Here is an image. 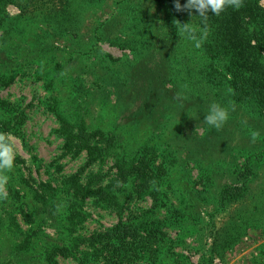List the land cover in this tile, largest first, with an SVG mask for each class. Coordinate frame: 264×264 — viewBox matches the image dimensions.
<instances>
[{"label":"rangeland","instance_id":"1","mask_svg":"<svg viewBox=\"0 0 264 264\" xmlns=\"http://www.w3.org/2000/svg\"><path fill=\"white\" fill-rule=\"evenodd\" d=\"M42 1L49 5L53 0ZM113 1L103 0L99 8L80 11L83 19L75 21L66 34L48 28L46 19L34 12L19 18L17 7L4 6L11 29L8 23L0 25V74L10 73L14 78L8 87H0V100L11 103L14 113L25 115L16 134L10 133L16 138L12 141L16 157L24 160L18 167L25 176L53 186L71 176H76L79 186L91 185L94 174L109 181L115 173L111 157L86 168V150L64 153V138L55 132L59 128L56 113L71 123L78 116L87 117L88 129L103 131L106 141L111 139L124 153L125 161L139 156L149 160L153 170L159 169V179L151 187L167 197L166 205L158 204L152 214L165 233L160 243L161 264H264V113L248 114L234 108L221 129L210 130L201 121L205 113L200 108L180 122L167 103L162 108V114L170 116L166 122L162 115L136 112L142 99H137L138 91L133 88L124 89L123 97H118L115 89L101 84V93L93 84V69L100 73L111 63L118 68V76L129 82L130 69L147 63L145 55L142 61L133 62L129 49L108 42L97 45V55L85 47L76 48L75 33L84 38L90 20L111 15ZM185 2L180 0L181 5ZM103 4L111 6L104 9ZM260 5L264 7V0ZM170 7L184 23L198 29L188 12L175 11L174 0ZM115 12L113 18L120 19ZM136 21L129 20V27ZM7 29L12 35L9 39ZM122 30L134 36L132 30ZM252 132L259 133L255 141ZM246 161L251 167L247 175L238 170ZM133 166L138 175L141 164ZM130 184L119 192L124 219L146 214L152 205L148 195L137 198ZM227 187H237L241 195L222 203L220 192ZM86 199L83 209L88 217L79 232L103 231L117 222L113 210L96 207ZM17 219L24 232L36 231L40 241L55 234L40 220L29 224L22 216ZM17 240L0 226V257ZM59 264L75 262L59 259Z\"/></svg>","mask_w":264,"mask_h":264},{"label":"trees","instance_id":"2","mask_svg":"<svg viewBox=\"0 0 264 264\" xmlns=\"http://www.w3.org/2000/svg\"><path fill=\"white\" fill-rule=\"evenodd\" d=\"M260 1L244 0L239 10L227 8L219 16L209 14L206 21L192 11L190 16L198 27L195 35L201 41L200 47H196L192 39L177 31L174 21L184 22L172 12L170 0H115L111 15L88 22V31L83 36L86 39L75 33L76 48L85 47L97 55V45L108 42L119 49H129L133 62L142 61L145 55L147 63L136 64L128 70L129 82L118 76V68L111 63L100 73L95 69L91 73L93 84L101 93L104 92L101 84L115 89L118 97H123L124 89L137 90V99H142L137 104L138 114L162 115L167 122L170 116L163 115L162 108L169 103L173 106L174 118L182 122L198 108L206 115L211 103L228 107L229 101L233 102L229 114L234 108L248 114L257 110L259 114L264 113V7ZM102 2L53 0L46 5L42 0H0V25L8 23L10 18L4 6L12 4L18 8L19 18L34 12L46 19L48 28L55 27L66 34L75 21L83 19L80 11L99 8ZM110 6L103 4L104 9ZM114 12L120 19L113 18ZM131 19L137 21L129 27ZM124 27L132 30L134 36L126 35ZM5 34L8 39L12 37L9 29ZM13 78L10 73H1L0 87H8ZM168 85L170 88H166ZM229 87L234 95H225ZM177 94L183 99L178 100ZM24 118L23 112L14 113L11 103L0 100V132L16 134ZM56 118L59 128L55 132L64 138V153H78L84 148L86 168L111 157L115 173L106 183L99 174H94L91 185L79 186L76 176H71L53 186L25 176L18 167L24 160L15 157L14 167L7 173L10 177L8 199L0 200V226L19 240L6 255H1L0 264H59V259L75 264H161L160 243L165 233L161 222L152 214L158 204L166 205L167 197L151 187L159 179V169L153 170L149 160H140L139 156L125 161L124 153L111 139L106 141L103 131L88 129L87 117L78 116L75 123L67 121L61 113H56ZM201 121L204 122V117ZM204 125L213 129L205 122ZM135 163L141 164L138 175H134ZM238 170L247 175L251 172L249 162ZM129 182L133 184L134 195L150 196L152 205L146 214L124 219L119 192ZM240 195L237 187H227L220 192V201L225 203ZM86 198L96 207L113 210L118 216L117 222L103 231L79 232L88 217L83 209ZM17 215L29 224L40 220L54 229L55 234L45 235L40 241L36 231L24 232L20 228ZM36 240L40 241L37 248Z\"/></svg>","mask_w":264,"mask_h":264},{"label":"clouds","instance_id":"3","mask_svg":"<svg viewBox=\"0 0 264 264\" xmlns=\"http://www.w3.org/2000/svg\"><path fill=\"white\" fill-rule=\"evenodd\" d=\"M243 6L244 0H186L183 5H181L180 0H174L176 12L191 14L192 11H195L205 21L209 14L219 16L227 8L239 10ZM174 25L182 36L192 39L196 47H200L201 41L196 38L195 29L192 28L190 23L181 24L179 21H174ZM225 95H234V90L229 87ZM176 98L178 100L183 99L179 94ZM232 104L233 102L229 101L228 107H225L217 102L211 103L208 106L207 114L204 116V122L212 128L221 129L229 119V108L232 107ZM258 135L259 133L252 132V140L255 141ZM15 139L10 133L0 132V200L8 199L7 185L10 177L7 173L12 171L15 163L16 150L12 142ZM127 187H131L130 182Z\"/></svg>","mask_w":264,"mask_h":264}]
</instances>
